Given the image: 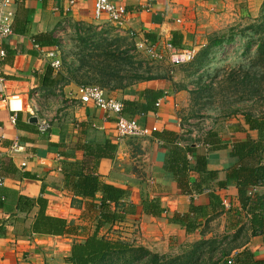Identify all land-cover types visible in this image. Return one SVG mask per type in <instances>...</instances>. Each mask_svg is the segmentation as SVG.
Instances as JSON below:
<instances>
[{
	"label": "crops",
	"instance_id": "1",
	"mask_svg": "<svg viewBox=\"0 0 264 264\" xmlns=\"http://www.w3.org/2000/svg\"><path fill=\"white\" fill-rule=\"evenodd\" d=\"M70 1L10 0L7 6L14 12V25L27 10L29 13L25 33L13 31V35L0 40V48L6 51L0 62V95L19 94L24 101V110L16 114L15 122L11 120L10 110L0 105V151L3 154L0 175L5 179L0 184V264H38L49 246L61 248L64 243L67 247L62 249L66 250L70 246L68 242L83 240L94 233L103 192H97L95 198L84 199L80 207L72 203L75 197L72 183L93 169L102 182L125 190L120 201L126 203V212L113 228L136 231L135 238L140 245L156 252L167 251L174 244L186 245L215 233L222 234L230 219L227 210H241L234 185L217 191L223 199L225 213L210 221L206 236L203 237L201 231L219 209L214 213L205 209L207 215L199 218L192 232H187L172 218L175 214L188 213L193 203L209 206V190L215 189L217 181L225 180L226 170L237 162L231 155L232 142L244 140L247 135L257 138L258 132L249 129L243 116L230 118L222 127L208 131L200 132L187 125L188 92L177 89L175 79L166 76L123 89L103 88L123 105L135 100L145 102L146 90L162 93L157 100L160 105L156 106V102L153 110L144 115H132L127 106L123 111L124 117L137 118L143 125H157L159 131L147 138L119 139L117 116L82 103L78 94L80 84L69 80L58 94L63 85L57 75L60 69L52 67L54 59L48 52H55V58L61 60L60 52L56 47L37 44L41 34L57 42L49 32L55 19L96 24L101 17L109 21L107 15H95L93 0ZM112 1L126 8L121 29L136 37L139 43L147 41L154 46L166 44L169 47L174 32L180 34L181 47H169L172 53L182 49L197 51L206 45V34L249 12L253 14V7L259 3V0ZM46 15L49 21L44 20ZM57 99L68 100L62 111L47 110L42 104L44 100ZM42 116L52 122L47 134L38 130ZM32 117L37 121L31 122ZM211 132L217 133L214 140L208 138ZM16 139L24 145V150L14 157L6 156L5 151ZM213 144L224 147L213 149ZM176 147L186 151L191 166L196 165L199 156H205L207 170L217 172V178L208 179L204 173L189 168L185 173L187 184L180 185L181 175H175L168 168ZM261 191L264 192V188ZM39 198L46 202L47 215L74 222L77 232L61 237L32 233ZM111 209L115 210V206ZM112 226L103 227L101 235ZM248 246L258 258L264 259L261 237H251Z\"/></svg>",
	"mask_w": 264,
	"mask_h": 264
},
{
	"label": "trees",
	"instance_id": "2",
	"mask_svg": "<svg viewBox=\"0 0 264 264\" xmlns=\"http://www.w3.org/2000/svg\"><path fill=\"white\" fill-rule=\"evenodd\" d=\"M28 13L29 10L15 21V25L13 24L15 33L23 34L27 31ZM251 28L258 35L256 39V56L251 63V68L244 70L243 75H239L236 79L238 81L231 78L230 81L236 82V88L242 91V94L250 92L252 95H259V112L250 109L245 110L242 114L249 129L258 132V137L253 138L251 135H247L244 140L232 142L231 155L237 159V162L226 170V179L217 181L215 189L209 190V206L203 207L193 203L188 213L175 214L172 218L173 221L183 225L187 232H192L196 229L199 218L207 215L205 209L212 210V213L219 209L217 213L211 215L205 229L201 231V235L206 236L209 233L210 221L225 213L223 199L217 191L234 185L238 190L241 210H234L233 208L227 210L230 219L224 232L201 238L176 255L154 252L135 241L136 231L127 232L123 228H113L122 219L123 212H126V203L120 201L122 195L126 192L112 184L102 182L99 174L93 169V172L80 175L79 180L72 183V191L75 195L72 203L74 206L80 207L84 199L95 198L97 192H103L104 195L99 204L96 230L85 239L73 242L66 257V262L70 264H228V261L232 260V264H264V259L258 258L248 246L251 237L259 236L262 238L264 247V192L261 191L264 188V14L259 18V23L255 22L251 25ZM38 37L40 40H37V44L40 47L54 48L57 46L56 42L54 43L46 35L41 34ZM148 37L150 40L156 41L154 37ZM181 40L182 36L174 32L170 44L175 48H180ZM222 43L223 38L211 36L208 44L201 50L196 62L201 65V58L208 54L209 49ZM194 59L180 65H193ZM102 74L105 77H113L112 81H114V77L115 81L123 77L118 65L114 68L104 66ZM162 77L165 76L145 75L136 70L128 85H122L121 81L120 86L117 83L109 85L110 82L108 81L102 83V86L110 89H122L136 82ZM87 85L99 86L96 84ZM176 87L179 90H188L183 85ZM211 89L212 86L209 85L201 88L199 92H197L198 90H188V93L193 97L197 94L198 97L204 91H211ZM161 95L160 91L146 90L145 102L135 100L125 102L124 106H127V110L134 116L136 114H146L153 110ZM216 137L217 133L215 132L208 134L210 140H214ZM223 147L219 144H213L212 146L213 149ZM104 154L112 156L111 153ZM99 157H102V155ZM206 165L207 159L205 156H199L196 165L191 166L186 151L176 147L171 154L168 168L175 175H181L178 181L180 185L185 187L187 184L185 173L189 168L204 173L208 179L215 180L217 178V172L208 171ZM97 166L98 162L95 163L94 168L96 169ZM188 192H191V190ZM37 205L39 211L31 226L32 233L61 237L77 232L78 226L74 222L47 215L44 199L39 198ZM112 205L115 206V210L111 209ZM195 213L196 215L193 217ZM106 226L112 227L107 228V231L101 235L103 227ZM124 233L133 239L125 237Z\"/></svg>",
	"mask_w": 264,
	"mask_h": 264
},
{
	"label": "rangeland",
	"instance_id": "3",
	"mask_svg": "<svg viewBox=\"0 0 264 264\" xmlns=\"http://www.w3.org/2000/svg\"><path fill=\"white\" fill-rule=\"evenodd\" d=\"M253 8V14L249 12L206 34L204 38L207 40L206 44L211 36L223 38V43L211 47L208 54L201 58V65L196 61L206 45L197 49L193 65H177L173 63V53L166 44L151 45V51L139 48V40L137 41L136 37L130 33L125 34L121 28L105 18L98 17L96 24L55 19L49 32L52 33L51 38L57 41L56 48L61 55V66L57 75L63 85L59 88L58 94L63 92V86L69 80L80 85L96 84L99 87H103L102 83L108 81L109 85L116 83L118 86L121 83L128 85L135 71L138 70L145 75L170 76L175 79L176 86L183 85L188 90H198L197 92L201 91V88L212 86L211 91H204V94L201 93L198 97L197 94L193 97L188 93L189 106L186 108L185 118L187 117V125L197 131L220 128L230 118L234 120L235 117L242 116L245 110L253 109L259 112V95H252L250 92L242 94V91L236 88L235 82L238 81L236 79L239 75H243L244 70L251 68L256 56L258 35L251 25L255 22L259 23V18L264 14V0H259ZM44 20L49 21L47 15ZM117 65L123 75L120 80L117 78L118 81H115L114 77L112 81L113 77H105L102 74L104 66L114 68ZM230 78L235 81H230ZM67 101L44 100L42 104L47 110L62 111ZM124 236L132 238L125 233ZM135 241L139 244V240ZM68 243L70 246L66 250L62 249L67 247L64 243H61V248L49 246L44 250L38 264H70L66 262V257L73 241ZM191 243L174 244L169 250L159 253L176 255Z\"/></svg>",
	"mask_w": 264,
	"mask_h": 264
},
{
	"label": "built area",
	"instance_id": "4",
	"mask_svg": "<svg viewBox=\"0 0 264 264\" xmlns=\"http://www.w3.org/2000/svg\"><path fill=\"white\" fill-rule=\"evenodd\" d=\"M10 0H3L2 8L0 9V40L13 35V21L14 12L8 9ZM73 3V0L70 1ZM93 10L96 16L107 15L111 23L116 27L122 28L126 8L122 5L115 4L112 0H93ZM38 47V46H37ZM139 48H146L151 51V44L143 41L138 44ZM171 47V46H169ZM50 58H53L52 67L58 70L61 66V60L55 58V52H48ZM196 51L193 49H182L173 51V63L180 65L190 62L194 59ZM6 56L4 48H0V62ZM1 91V90H0ZM79 100L84 104H92L94 107L105 110L116 115V132L119 139L124 138H147L159 131L157 125H143L137 118H126L123 116L124 105L118 99L109 96L106 91L94 85H82L78 88ZM4 105L12 113V122L16 121V114L24 110V101L21 95L14 94L2 97L0 95V105ZM160 105V101L156 106ZM144 115V114H142ZM52 122L47 116H42L38 120V130L41 134H47L51 130ZM2 138V137H1ZM1 140V139H0ZM24 150V145L18 140H14L12 144L5 151L8 157H14ZM3 154L0 151V172L3 167ZM5 181L4 177L0 175V184ZM77 241V240H76ZM232 264V260L228 261Z\"/></svg>",
	"mask_w": 264,
	"mask_h": 264
},
{
	"label": "water",
	"instance_id": "5",
	"mask_svg": "<svg viewBox=\"0 0 264 264\" xmlns=\"http://www.w3.org/2000/svg\"><path fill=\"white\" fill-rule=\"evenodd\" d=\"M3 0H0V9L2 8ZM37 119L35 117H32L31 122H35Z\"/></svg>",
	"mask_w": 264,
	"mask_h": 264
}]
</instances>
